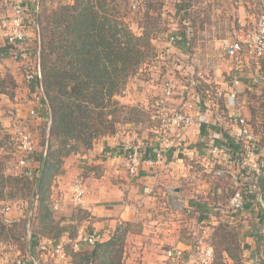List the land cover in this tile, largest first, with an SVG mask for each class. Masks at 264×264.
I'll return each instance as SVG.
<instances>
[{
	"label": "rangeland",
	"instance_id": "obj_1",
	"mask_svg": "<svg viewBox=\"0 0 264 264\" xmlns=\"http://www.w3.org/2000/svg\"><path fill=\"white\" fill-rule=\"evenodd\" d=\"M14 2L0 0V264L33 260L32 251L36 255L34 259L41 264H48L49 260H68L66 264H79L77 261L81 264H165L167 260L176 259L182 264H201L196 259L198 247L205 244L214 249L212 264H255L249 259L256 250H260L259 256L264 258V218L261 219L259 207V202L264 206V189L260 185L264 176L261 168L264 162V78L260 79L259 73H255L246 82L243 76L236 88V103L228 106L226 97L232 85L229 60L217 47L219 39L230 37L237 26L240 7H245V16L252 22L261 13L263 0H132L138 13L135 11V18L129 19L131 28L138 34H150L155 46L154 56L140 66L118 96L127 107L118 112L115 132L98 134L96 138L109 137L121 150L125 146L138 148L141 157L155 155L156 160L162 159L164 163L167 151L177 147L174 159L181 158L183 167H178L174 184L181 190H173L174 207L170 201L158 200L157 223L149 222L147 217L118 222L111 232L99 239L98 242L105 245L100 256L89 261L82 260L80 255L76 257L67 239L53 238L60 233L61 225L67 227V218H60L57 207L53 209L54 226L47 227L34 195L35 184L27 176V170L33 172L38 168L37 160L49 141L47 132L51 126L41 113L45 105L41 103V88L36 78L41 71V25L35 16L48 15L75 0H28L27 40L12 46L7 44L4 34L12 27ZM180 38L187 39L188 54L176 45ZM5 48H8L7 53L3 51ZM178 113L191 115L193 119L174 122ZM241 118L245 119L251 139L238 138ZM203 122L208 125L206 141L214 143L215 138H222L221 131L225 130L242 143L240 159H234L226 149L218 153L209 149L204 153L195 151L194 144L200 141L198 127ZM20 131L31 134L33 151L23 148ZM52 144L58 146L59 141L52 139ZM77 148L87 150L83 141L77 143ZM22 159L26 162L21 163ZM90 170L99 175L103 166L89 165L87 171ZM107 170L111 177L112 170ZM88 172H85V180L90 175ZM63 173L62 167L59 168L52 184H64L66 193L70 194L77 178L72 182V178L68 179L70 186L67 179L64 182ZM127 174L118 176L126 188L136 181L134 174ZM53 191L51 187L48 195L54 201ZM249 191L256 192L258 198H251ZM128 192V189L123 190V195ZM183 192L188 199L207 204L212 211L201 216L195 205L182 206L179 200ZM61 194L58 193L57 200ZM247 202L253 205L246 208ZM141 205L147 208V203ZM82 211L77 212L79 219L85 217ZM175 222V232L189 243L177 256L163 234V229L167 227L169 231ZM88 229L86 225L81 232L72 229L71 236H80V245L73 246L76 250L92 248L91 244L85 246L81 241L91 233ZM248 235L261 244L259 249L247 250ZM45 238L52 240V246L45 243ZM58 245L62 249L58 250ZM170 250L174 255H168Z\"/></svg>",
	"mask_w": 264,
	"mask_h": 264
},
{
	"label": "trees",
	"instance_id": "obj_2",
	"mask_svg": "<svg viewBox=\"0 0 264 264\" xmlns=\"http://www.w3.org/2000/svg\"><path fill=\"white\" fill-rule=\"evenodd\" d=\"M135 11L132 0H75L48 15L35 16L41 25V71L36 77L41 88V103L43 107L45 105L41 113L51 126L47 132L49 141L37 160L38 168L33 172L27 170V176L35 184L34 195L47 227L54 226L53 209L57 207L48 194L56 173L62 167L63 158L79 151L78 142L83 141L89 149L93 147L96 135L115 132L120 117L118 112L127 107L118 96L125 91L129 79L140 66L154 56L155 46L150 34H138L131 28L129 19L132 21L135 18L138 13ZM237 25V28L241 27ZM180 39L176 40V45L188 54L187 39ZM7 49L3 50L4 53L8 52ZM206 127L203 122L200 127L203 138L196 144L199 150L218 145L234 159H240L242 143L222 130V138H215V145L210 144L205 139ZM52 139L59 141L58 146L52 144ZM174 150L171 149L169 157ZM261 168L264 169V162ZM263 180L264 176L260 179L261 189H264ZM249 195L253 199L258 198L256 192L249 191ZM252 204L247 202L245 207L250 208ZM199 207L203 213L212 211L207 204H200ZM259 207L263 219L264 206L261 202ZM60 215V218L65 217ZM64 229L65 226L61 225L60 233L53 238H58ZM92 235L88 238L91 251L76 250L70 246L76 257L80 255L82 260L89 261L100 256V250L105 245ZM32 255L33 259L36 258L34 251Z\"/></svg>",
	"mask_w": 264,
	"mask_h": 264
},
{
	"label": "crops",
	"instance_id": "obj_3",
	"mask_svg": "<svg viewBox=\"0 0 264 264\" xmlns=\"http://www.w3.org/2000/svg\"><path fill=\"white\" fill-rule=\"evenodd\" d=\"M263 4L264 3L262 2V7ZM244 8L245 7L242 6L239 9L240 17L238 18L237 23L241 26L244 25L246 28L251 29L254 27L256 20H253L252 22L247 20L245 16L246 10ZM240 62H242L243 65L242 76H245L246 78L245 79L243 77V80L248 82L251 78H253L252 76L255 73H259L258 76L260 77V79L264 78L262 69H259L255 62H252L250 60L248 62V60L245 61V59L243 58ZM230 64L231 63H229L227 66L232 77ZM247 70L249 73L246 72ZM207 128L208 125L206 127V132H208ZM198 132L200 133L199 139L202 140L203 133L200 127H198ZM208 134L209 133H207V136ZM196 144H194L195 148H197ZM173 148H175L174 153L172 154V157H169L168 154ZM211 149L213 148L209 147L210 151H212ZM197 150L199 149L197 148L195 151ZM204 150L205 149L199 150L197 152L204 153ZM176 152H178L177 147L170 148L166 153L167 161L165 163L162 159L156 160L154 158L155 155L152 156L148 154V156L144 158V161L140 165L139 171H137V173L133 175V179H135L136 181H133L132 185H129L127 188L123 186L124 184H121V180L118 179V176L123 177V174H127L129 172L126 154L123 152V150L114 146L112 144V141L109 140V137L96 139L93 147L84 151H78L64 157L62 163V169L64 171L63 174L65 176L64 182H66V179L68 182L69 178H72L71 182L75 178L81 179L86 187V193L82 200V203L77 204L73 199V192L71 193V188L69 194L66 193V186L64 184L61 183V185H52L53 190L55 189V191H53L51 195L52 199L53 197H55V200L53 202L54 206L59 207L58 213L64 215L67 218V220L65 221L67 227L65 226L63 233H61L62 235L58 237L59 240L63 241L62 239H67V241L72 244V247L79 246L80 236L74 237L70 234L72 233V231H74L72 230L73 228L78 229L81 232L86 225L89 227L88 230H92L90 234H87L86 236H84L83 240H81L83 241L82 244L86 246V244H90L88 238L91 234H93L92 237L97 238V240H99L102 235L104 238L106 234L112 231V229L118 222L129 220L134 221L135 219L137 220L147 217V220L149 222L157 223V216L155 215L157 213L156 204L158 203V200L164 199L165 201H170L171 205L174 204L173 207L176 203L173 190H176L177 187L174 184V178L176 174L179 173L178 167H181L183 165V160H181V158H178V160L174 159ZM93 164L103 166L102 174L95 175L94 173H92L94 171L90 170V173L87 171L89 165L92 166ZM107 168L112 170L111 177H108L109 171L107 170ZM85 172H88L90 174L87 175V180H85L84 177ZM68 184H70L71 186L70 182H68ZM135 184L136 187H134ZM60 188L62 189V191H60ZM126 189H128L129 192L123 195V190ZM59 192H61L62 194L60 199L57 200V195ZM180 197L181 199L179 200V202L182 204V206H187L188 204H190L193 207V205H195L198 210L197 212L201 213V216L207 214V212H201V207H197V205L199 206L200 204H203L198 203L193 198L188 199V196L185 192H183ZM143 203H147L146 209L142 207L141 204ZM79 209H83L82 212L85 215L83 219H79L77 217V212L79 211ZM165 209L167 208L165 207L164 210ZM175 210L179 209L175 208ZM173 227L174 228H170L169 231H167V227L163 229V234L165 236L164 240L167 242V245H170L173 250H176L175 256H177L180 253V250L183 249L185 251L189 247V243L182 239L183 235H180L178 231L175 232V230L177 229L176 222L174 223ZM182 229L183 226L182 228H180V230ZM250 238L251 236L248 235V239L245 243L247 245V250H255L254 248L256 247H258L259 249L261 244H258L257 240H255L254 238ZM45 241H47L45 243H48L50 244V246H52V240H50L49 238H45ZM82 244L81 248L83 247ZM135 249L138 250L137 246H135ZM259 251L260 250H256V254L254 256L252 255V257H250L249 259L253 260L255 264H261L260 262L264 263V258H261V256H259ZM131 253L134 256L136 254L135 250H132ZM49 261L50 262L48 264L68 263V260ZM167 261V264H182V262L180 263V260L177 259ZM147 263H150L149 260L147 261Z\"/></svg>",
	"mask_w": 264,
	"mask_h": 264
},
{
	"label": "built area",
	"instance_id": "obj_4",
	"mask_svg": "<svg viewBox=\"0 0 264 264\" xmlns=\"http://www.w3.org/2000/svg\"><path fill=\"white\" fill-rule=\"evenodd\" d=\"M28 0H15L14 2V17L12 18V27L5 32V37L7 44L16 46L17 44H22L27 40L26 32V22L25 14L30 9L27 3ZM264 3V0H263ZM218 49L221 51L222 56L229 60L231 63L232 70V85L228 91V96L226 97V104L228 106H234L236 103V88L242 82L243 65L241 59H245L255 62L259 69H262L264 73V4L263 10L259 14L255 21L253 28H246L241 26L234 29L230 37L222 38L218 41ZM247 63V62H246ZM34 113V111H31ZM204 117V116H202ZM193 119L191 115H184L178 113L175 115L174 122H190ZM202 120V118H200ZM204 121V120H202ZM242 127L238 131V138H252L249 134V129L246 127L247 124L244 118L240 119ZM202 124V123H201ZM200 124V125H201ZM21 142L23 148L26 151L34 150V143L32 141L31 134L20 131ZM219 137V135L217 136ZM236 140V138H235ZM123 152L126 154L128 170L132 174H136L140 168V165L144 161L141 157V153L138 148H129L125 146L122 148ZM224 151V148L215 145L212 152L218 153ZM26 160L22 159L21 163H25ZM73 199L77 204L82 203V199L86 193V187L81 179H77L73 185ZM9 208V207H8ZM58 250L62 249L61 245H58ZM199 252L197 253V260H200L201 264H212L214 258V249L211 245L205 244L198 247ZM169 256L174 255L173 251L168 252ZM16 264H41L40 260H25L19 259Z\"/></svg>",
	"mask_w": 264,
	"mask_h": 264
},
{
	"label": "water",
	"instance_id": "obj_5",
	"mask_svg": "<svg viewBox=\"0 0 264 264\" xmlns=\"http://www.w3.org/2000/svg\"><path fill=\"white\" fill-rule=\"evenodd\" d=\"M180 190H181V188H179V187H178V188H176V191H180Z\"/></svg>",
	"mask_w": 264,
	"mask_h": 264
}]
</instances>
